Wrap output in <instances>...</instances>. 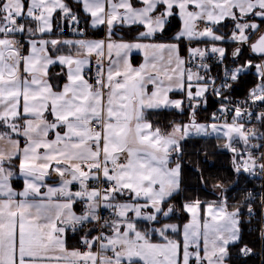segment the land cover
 Segmentation results:
<instances>
[{"label": "snow or ice", "instance_id": "1", "mask_svg": "<svg viewBox=\"0 0 264 264\" xmlns=\"http://www.w3.org/2000/svg\"><path fill=\"white\" fill-rule=\"evenodd\" d=\"M80 12L91 28L106 27L103 39L48 38L65 24L84 37ZM177 15L179 30L157 41ZM257 17L264 20V0H0V264H228L242 208L230 207L226 186L213 185L212 201L197 197L180 208L170 201L183 191V145L191 138L214 136L237 175L264 176V32L249 44ZM228 21V33H218ZM126 27L143 30L128 41L117 32ZM225 40L237 44L232 66L218 46ZM246 44L259 62H238ZM62 47L68 52L55 54ZM134 50L143 53L139 66L129 59ZM210 56L221 66L216 75ZM56 64V75L66 76L59 90L49 74ZM253 67L257 82L234 100V85ZM209 95L219 107L200 122ZM166 111L188 119L166 130L148 118ZM252 198L244 197L249 215ZM178 211L190 215L182 232L169 222ZM69 232L83 233V250L66 247Z\"/></svg>", "mask_w": 264, "mask_h": 264}, {"label": "trees", "instance_id": "2", "mask_svg": "<svg viewBox=\"0 0 264 264\" xmlns=\"http://www.w3.org/2000/svg\"><path fill=\"white\" fill-rule=\"evenodd\" d=\"M68 3L72 4V0H67ZM74 8L77 7L73 5ZM81 16V15H80ZM84 24L86 33L90 35H100V32L95 30H90L85 24V19L80 21ZM179 21L176 16L169 19L167 25V30L164 31V35L170 34L178 28ZM231 24L226 22L221 29L222 33H228ZM181 55L184 52V47L180 44ZM139 57L138 55H135ZM248 57H243L239 63H243L245 60H249ZM253 61V59H250ZM257 82L255 76L254 68L249 69L245 74H242L239 81L234 85V92L241 94L246 92L249 88L253 87ZM180 94V93H179ZM212 103L208 102L207 108L210 109ZM150 120L153 121L154 125H159L167 130L169 121L172 120H187L188 114L185 112L183 115L172 111L150 113ZM203 119L200 116L199 120ZM208 120L209 118H204ZM223 141H218L214 136L205 138H191L186 141L183 145L184 155H183V191L178 194L171 203L177 205L178 208L186 200H194L199 197L203 201H212L217 199V193L219 190H214L213 185L217 182L223 183L226 188V195L228 197V203L230 207L236 206L238 203L242 208V224L241 226H246L247 222L245 220L244 212V197L248 189L256 186L257 182L254 178L249 177L247 174L240 173L237 175L233 171L232 167V154L220 147L218 144ZM197 167L201 172L196 171ZM201 174L206 180V184H202L200 181ZM15 187H20L18 182H13ZM171 220L178 221L181 224L186 220V214L183 211H178L171 217ZM82 232L71 233L69 232L66 239L67 248H78V241ZM244 245L250 246L252 249L257 250L259 248V235L257 231L252 233H247L241 230V239L238 243L230 246V259L228 264H264V248L262 249L261 259L259 256H242L239 249Z\"/></svg>", "mask_w": 264, "mask_h": 264}, {"label": "built area", "instance_id": "3", "mask_svg": "<svg viewBox=\"0 0 264 264\" xmlns=\"http://www.w3.org/2000/svg\"><path fill=\"white\" fill-rule=\"evenodd\" d=\"M59 15H60V13L57 12V14H56L57 20L59 18ZM55 23H56V21L54 20V24ZM62 27H63L62 32H60L59 29H57L56 31L53 32L56 37L59 36V38H75V37L79 36L77 33H74L71 30L70 26H68L67 24L63 25ZM78 27L81 29H84L86 31L85 26L83 24H79ZM201 27H203V25H201ZM183 43H185V48H184V52L182 55L186 56L187 55L186 49L188 47L189 42L185 40V41H183ZM191 46L196 47V46H198V44H197V42H192ZM199 46L204 47L205 44L200 43ZM208 63L212 66V74L216 75L221 66L217 65L214 62V57H211V56L209 57ZM225 63H227L229 66H232V61L229 60V57H226ZM94 72H95V62H93V64H92V72L88 73V75H92V74H94ZM248 90L244 93H241V94H238V93L234 92V90H232L231 96L233 97L234 100H236V99L243 100L247 96ZM208 102L212 103V107L209 109V116L211 117L212 112L216 111L217 108L219 107V101L217 100L216 97L209 95ZM208 102H207V104H208ZM260 107L264 108V105H261ZM201 108L206 109L207 106L206 107L202 106ZM262 130H264V129H262ZM262 150H264V149H262ZM255 154L259 155V152H256ZM251 178H254L257 182L255 187L247 190V192H251L252 196H253V198L249 201L253 206V213L251 215H249V213L247 211L248 205H247V203H245L244 212H245V220L247 222V225L241 226V230H244L247 233H252L253 231H257V234L259 235V248L257 250L253 249L252 254H250L249 256H254V257L259 256L261 259L262 249L264 248V238H262L260 235L262 228H264V204L261 203V196L264 195V176L256 175V176H252ZM77 208H78V212H79L81 209V205L77 204ZM103 214L107 215L106 212ZM94 234H95V232H93V235ZM77 247L80 250H83V246L80 243V239L78 241ZM248 247L251 248L250 246H248ZM93 250L95 251V249H93Z\"/></svg>", "mask_w": 264, "mask_h": 264}, {"label": "rangeland", "instance_id": "4", "mask_svg": "<svg viewBox=\"0 0 264 264\" xmlns=\"http://www.w3.org/2000/svg\"><path fill=\"white\" fill-rule=\"evenodd\" d=\"M56 14H57V13H56ZM56 14H55V16H56ZM255 20H256V22L260 25V29H259L258 32L252 34L249 43H250L251 41H253V40L255 39V37H256L261 31L264 30V20H261V18H259V17L255 18ZM227 23H229V25L231 24L230 21H228ZM223 26H224V25H222V26L218 29V33H222L221 29H223V28H222ZM230 27H231V26H230ZM228 31H229V30H228ZM225 32H226V31H225ZM225 32H224V33H225ZM48 38H56V37H55V35H54L53 33H51V34H48ZM66 39H70V38H66ZM76 39H78V38H76ZM89 39H96V40H99L96 36H91V37H89ZM155 39H156L157 41H159L157 38H155ZM166 42H168V41H166ZM181 44H182V46L185 48V43L181 42ZM218 45H219L220 47H224V48L227 50V57H229V60L232 61L231 53H232L233 49H235V48L237 47V44L225 40V41H223V42H218ZM26 52H27V48H26ZM67 52H68V48H67V47H62V48H61V51H60L59 53H55V54L58 55V54H63V53H67ZM132 53H135V54H137V55L139 56V57L136 56L135 59H134V61H136V63H137L136 66H139V64H141V63L143 62V53H142V52H139V51H136V50H134ZM130 54H131V53H130ZM243 57H248V58H250V59H253V62H259V60H260L258 57H256V56L250 54L249 45H247V44L242 46V50H241V54H240V56H239L238 62H240L239 60H240L241 58H243ZM91 59H92V62H95L96 57L93 56ZM56 66H59V67L61 68V66H60L59 64H56ZM134 66H135V65H134ZM253 68H254V67H253ZM54 71H55V70H54ZM60 71H61V69H60L59 71H57V72H60ZM254 71H255V68H254ZM62 78H65V79H62ZM53 80H54V83L58 86L57 90H59V87H62L63 84L66 82V76H65V75H59V76L55 77ZM149 90H150V89H149ZM172 96H173V98H179L180 94H179V92H175V93L172 94ZM200 116H202L203 119L199 120ZM206 117H208L209 119H208V120L204 119V118H206ZM197 119H198L200 122H209V121H210L209 110H207V109H203V108H200V109L197 111ZM56 182H57V180H54L53 183H51V182H47V183H49V184L51 185V184H55ZM22 188H23V186H22ZM75 190H76V186L73 187V191H75ZM187 214H188V213H187ZM188 217H189V219H190V215H189V214H188ZM189 219H188V221H189ZM201 221L203 222V209H201ZM169 222L177 224V225L180 227L181 232H182L183 225H184L187 221L184 222V223H182V224H181L180 222H178V221H174V220H170ZM153 236H154V238L152 237L153 242H158V241H159V237L156 236L155 234H154ZM175 238H176V239H180V240H182V235H177V236H175ZM53 264H57V262H53ZM59 264H63V262L61 261V262H59Z\"/></svg>", "mask_w": 264, "mask_h": 264}, {"label": "crops", "instance_id": "5", "mask_svg": "<svg viewBox=\"0 0 264 264\" xmlns=\"http://www.w3.org/2000/svg\"><path fill=\"white\" fill-rule=\"evenodd\" d=\"M134 2H135V0H134ZM81 16V20L83 19H87L85 16H84V14H83V12H80L79 13ZM177 17V19H178V21H179V25H178V28L175 30V31H173L172 33H170V34H165L164 35V33H162V34H157V36L155 37V38H157L159 41H164V42H166V41H170V38L179 30V28H180V26H181V21H180V19H179V16L177 15L176 16ZM231 22V21H230ZM86 24V26H87V28L88 29H90V30H95V31H98V32H100V35H90V34H87V33H85V36L84 37H77L78 39L79 38H88L89 39V37H91V36H96L98 39H103L104 37H105V34H106V27L104 26V25H101V26H99V27H97V28H91L90 26H89V24H87V23H85ZM143 30V28L142 27H132V28H123V29H120V28H118L117 29V32H118V34H119V36H121V37H123V39L124 40H128V41H131V40H133L135 37H136V35H137V33L139 32V31H142ZM261 33V32H260ZM259 33V34H260ZM258 34V35H259ZM72 39H76V38H72ZM219 46V45H218ZM26 48H27V46H25V53H26ZM135 55H137V54H135V53H131L130 54V56H129V59H130V62L132 63V65L134 66H136V61H134V59H135ZM93 63V62H92ZM61 68L59 67V66H56V65H54V66H51L50 67V70H49V74H50V82L54 85V86H57L55 83H54V78L55 77H57L58 75H56V73H58L57 71H59ZM55 70V71H54ZM62 79H65V78H62ZM57 88H58V86H57ZM49 119H52V117L49 115V117H48ZM50 138H51V136H50ZM17 163H18V161H17ZM54 180H57V178L55 177V176H53L52 178H50L47 182H51V183H53L54 182ZM13 182H18L19 183V185H20V187H15L14 185H13V187L16 189V190H21L22 189V186H23V181L20 179V178H18V177H16V178H13V181H12V184H13ZM73 187H75V185L73 186ZM75 206L76 205H74V210L75 211H77L78 212V210H76V208H75ZM185 213V212H184ZM186 214V220H185V222L187 221L188 222V219H189V217H188V214L187 213H185ZM186 222V223H187ZM153 238H154V236H153ZM68 249H76V248H68Z\"/></svg>", "mask_w": 264, "mask_h": 264}, {"label": "water", "instance_id": "6", "mask_svg": "<svg viewBox=\"0 0 264 264\" xmlns=\"http://www.w3.org/2000/svg\"><path fill=\"white\" fill-rule=\"evenodd\" d=\"M262 32H264V30H263ZM262 32H261V33H262ZM259 35H260V34H259ZM259 35H258V36H259ZM258 36H257L252 42H254V41L258 38ZM252 42H251V43H252ZM252 54H254V53H252ZM254 55H257V54H254ZM257 56H258V55H257Z\"/></svg>", "mask_w": 264, "mask_h": 264}]
</instances>
